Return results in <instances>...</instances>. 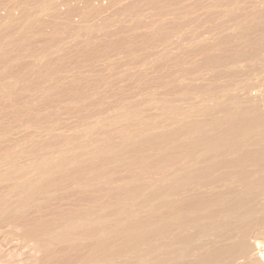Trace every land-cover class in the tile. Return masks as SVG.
<instances>
[{
    "label": "bare ground",
    "instance_id": "1",
    "mask_svg": "<svg viewBox=\"0 0 264 264\" xmlns=\"http://www.w3.org/2000/svg\"><path fill=\"white\" fill-rule=\"evenodd\" d=\"M45 1L0 0V264H264V182L249 169L264 164V11L220 1L206 29L207 12L186 16L213 15L205 0H159L163 16L151 0L173 26L162 34L140 14L150 2L131 16L137 3L92 0L94 25L50 2L65 28L83 21L68 41L148 16L161 30L107 31L117 45L95 51L82 37L74 57L56 20L46 37Z\"/></svg>",
    "mask_w": 264,
    "mask_h": 264
},
{
    "label": "rangeland",
    "instance_id": "2",
    "mask_svg": "<svg viewBox=\"0 0 264 264\" xmlns=\"http://www.w3.org/2000/svg\"><path fill=\"white\" fill-rule=\"evenodd\" d=\"M65 1H66V0H59V2H58V0H57V1L54 0V2H53V0H52V1H49L48 6L51 8V5H52V7L54 6V4H51V3H55V2H57V3L59 4V3H61V2L64 3ZM68 1H69V0H68ZM68 1L65 2V3H68V4L70 3L71 5H68L69 7L66 5V7H68V8L72 11L73 14L70 13L71 11H69L68 8H66L65 10L62 11V10L60 9V7H59L60 10H58V7L56 6V8H54V7H55V6H54V7H53L54 9H52L53 11H51V9L49 10V8H47L48 6L46 7L45 10H46L47 12H49V11H50V12L48 13L49 16H48V14L45 15V16H48V17H46V20H45V18H44V20H45V21L49 20V17H51L50 20H51V19H52V20H51V21L49 20L50 22H47V25L45 24V25L47 26V28H48V29L45 28V31L47 32V30H48V31H51V33L53 32L52 34H50L49 32H47L48 34L46 33V34H47L46 37H47V36L49 37V36L51 35L52 37L50 36L49 38H54L55 40L58 39V38H55V37H56V34H54V33H58V32H56V30L53 29V28H54L53 26H54V25L56 24V22H57L56 25L59 26V28H62V29L64 28V30H67V31H63V32H61V33H64V34L67 33V35H65L64 37H67L66 41H68V40H69V37H70V34L73 32L72 30H74V29H72L71 27L78 25V24H79L78 22H80V25H81V23H83V21H84V23H83V25H84V24L88 21V22L91 23V25H94V24H93L94 22L97 23V22H96V21H97L96 19H99V18L101 17V15H102V16L105 15L104 13H103L104 15L102 14V12H104V11H103V9H102L103 6H101V7H100V10H98V13H97L98 15H99V13L101 14V15H99L100 17L97 15V18H96V15L92 14V15L95 16V18H94V16H93V19H91L92 16H90V15H91V13L94 12V11H93V12H89V11L91 10V9H90V1H92V0H89V2H88V0H82V1H79L80 4H79V2H77V1L74 2L75 0H72V3H73L75 6H76V3H78L77 6H78V8H80V10L78 11L79 14H80V12H83V13H82L83 15L80 14V16H79V14L76 13L77 11H75L76 14H74V12H73L74 10L71 9V8L74 7V5L71 3V0H70L69 2H68ZM113 1H114V4H116V5H113V4H112ZM113 1L111 2V0H110L111 3H109V4H110L109 7H111V10L121 9V8H120L121 6H122V9H123V6H124V8H127V7L132 8L136 3H137V4L135 5L136 8L141 7V6H138V4L141 2L140 0H139V2H138V0H137V2H135L136 0H135V1H134V0H129V1L126 0L127 3L121 2V1H123V0H121V1H120V3L122 4L121 6H120V3H119V0H117L118 2H116V0H113ZM124 1H125V0H124ZM126 1H125V2H126ZM152 1H153V2H156V3L158 2V3H157L158 6L161 5V6H160V7L162 8V12H161V13H160V10H156V9H155L156 7H158V6L156 5V3H154V4H153L154 6H153V5L151 4V3H153V2H151V0H150V1H149V0H147V1L145 0V2H144V0H143L142 3H148V2H150V3H148L146 6H145L144 4H142V3H140V4H142V5L144 6V8H145V10H142V11H141V8H138V9H139V10H138V9H134L135 7H133V10H136V11H132L133 13H132L131 16H134V15L137 13V11H139V12L141 11L140 14H142V16H145V17H146L147 14H149V12H153V11H154L153 8L157 11V12H156V11H155V12H156V13H159V14L164 13L165 9H167V10H168V9H171L170 5L168 6L169 8L167 7V5L170 4L169 1H171V0H167V1H168V4H167V2H165V3H164L165 5H163V3L160 4L159 0H156V1H155V0H152ZM177 1H178V0H177ZM196 1H197V0H196ZM209 1H210V2H209ZM220 1L223 2V1H225V0H219V1L216 0L215 2H214V0H205V2H204V0H202V1L199 0V2H204V3L206 4L207 7H208V6H209V7H213V6H214V8H215V9L213 8L214 10L210 9V12L213 13V15H212V14L210 15L209 10L206 9V8H204L203 10H201V11L203 12V14H202V13L200 14V10L197 8V9H194L195 11L192 9L194 12H193V11H192V12H189V13H187V14H189V15L186 14V16H187V17H188V16L190 17L191 15H193L192 18H193L194 16H198V17H199L200 15H201L200 17H205V16H206V17H209V16H212L211 18L209 17L208 20L206 19V17L203 18V20H201V21L204 22V23L200 22V23H197V24L200 25V26H203V24H204V27H205L206 29H208L207 27H209V26H210V28H211V26H212V28H214V25L216 26V23H217V20L215 19V18H216L215 15H216V14H219V12H217V11H215V10L218 9V8H217V6H218L217 4H218V2H220ZM237 1H239V0H237ZM237 1H236V0H233V1L230 0V2H233V3L236 2L234 5H233V3H230V2L228 3V1H225L224 3L226 4V2H227V4H226V5H223V6H225V7L228 6L229 8H231V7L233 6L232 8H234V7L236 6V4H237V9L234 8V9H236V10H235V11H236L235 13H236L238 16H243V17H244L245 15H247V13L249 14V12H250V11L247 9V11H248L247 13H243L242 15H240V12H241L243 6H244V8H243L244 10H242V11H245L246 8H249V9L252 10V12L250 13V14H251V17H253L252 13H255L256 11H257V12L260 11V10H258V9H262V10L264 11V0H240V1H242V2L239 1L240 4H241V5H242L243 3H244V4H243V6H239V7H241V8H240L241 10L239 11V13H237V12H238L237 10H239V7H238L239 3H237ZM45 2H47V0H46ZM50 2H51V3H50ZM81 2H82V4H81ZM134 2H135V3H134ZM162 2H164V0H162ZM190 2H191V3H190ZM207 2H208V3H207ZM216 2H217V3H216ZM57 3H55V5H56ZM84 3H85V4H84ZM117 3H119V4H118V5H119L118 8L116 7V6H118ZM128 3H132L133 5H132V4L130 5V4H128ZM213 3H214V4H213ZM58 4H57V5H58ZM83 4H84V5H83ZM140 4H139V5H140ZM149 4H151V6L153 7V8L149 7V8H151L152 11H151L150 9H147V10H146V8H148L147 6H149ZM166 4H167V5H166ZM189 4H195V0H193V3H192L191 0H189ZM211 4H213V5H211ZM215 4H216V7H215ZM228 4H229V5H228ZM230 4H231L232 6H231ZM46 5H47V4H46ZM81 5H83V6L81 7ZM85 5H88V6H85ZM129 5H130V6H129ZM70 6H71V7H70ZM72 6H73V7H72ZM112 6H113V7L115 6L114 8H116V9H113ZM126 6H127V7H126ZM137 6H138V7H137ZM143 6H142V9H143ZM162 6H163V7H162ZM230 6H231V7H230ZM245 6H246V7H245ZM248 6H249V7H248ZM84 7H86V8L88 7V10H89V9H90V10L88 11V10H87L86 8H84ZM97 7H99V6H97ZM160 7H159V8H160ZM166 7H167V8H166ZM225 7H224V8H225ZM228 7H227V9H229ZM255 7H256V8H255ZM75 8H76V7H75ZM81 8H82V9L84 8V10H87L88 12L82 10ZM130 8H129V9H130ZM163 8H165V9H163ZM179 8H180V7H179ZM253 8H255V10H254L255 12L253 11ZM257 8H258V9H257ZM98 9H99V8H98ZM127 9H128V8H127ZM157 9H158V8H157ZM234 9H233V10L231 9V10L233 11V13H234ZM43 10H44V9H43ZM45 10H44V12H43L44 14H46V11H45ZM56 10H57V12H59V14L56 12ZM67 10H68V11H67ZM81 10H82V11H81ZM101 10H102V11H101ZM163 10H164V11H163ZM196 10H199V11L196 12ZM207 10H208V11H207ZM60 11H62V12H64V11L66 12V11H67V14L69 13V14H68L69 16H73V17H72L73 21H74L75 17L77 16V14H78V16H79V19H80L81 15H82V17H81L82 19H80V20H83V21H82V22H81V21H78V22H76L77 24H76V23L74 24V23H71V22H70V23L73 24V25H70V26L67 25V27L65 28V26H66V24H67V22H68V21H67L68 19L66 20L67 22L64 21V20L66 19V17H64V15H65L66 13L64 14V13H62V12H60ZM99 11H100V12H99ZM143 11H145V12H144L145 14H146V12H147V14L145 15L144 13H142ZM148 11H149V12H148ZM214 11H215V15H214ZM51 12H53V14H54V13H57V14H54L56 17H54L53 15L50 16V13H51ZM84 12H86V13H85L86 16H90V17H88V18L91 19V21H90V20H87V17L85 18ZM109 12H110V10H109L108 12H105V13H109ZM111 12H112V11H111ZM134 12H135V13H134ZM139 12H138V13H139ZM198 12H199V13H198ZM204 12H207L206 15L204 14ZM245 12H246V11H245ZM257 12H256V14H257ZM260 12H261V11H260ZM33 13H34V12H33ZM43 13H42V11H41V14L39 13L38 15H39V16H40V15L42 16ZM61 13H62V15H63V14H64V15L62 16ZM87 13H88V14H87ZM89 13H90V15H89ZM156 13H152V14H155V15H156ZM180 13H181V12H180ZM180 13H179V15H180ZM208 13H209V14H208ZM51 14H52V13H51ZM67 14H66V16H68ZM70 14H71V15H70ZM95 14H96V12H95ZM128 14H129L128 17H131V16H130V13H128ZM152 14L150 13L149 16L152 15ZM159 14L156 15V17H155V15H152V16H154V18H153V22L155 21L154 19H156L157 16H158V18H160V17L163 16V14H162V16H159ZM176 14L178 15V13H176ZM176 14H175V15H176ZM181 14H183V13H181ZM190 14H191V15H190ZM207 14H208L209 16H207ZM244 14H245V15H244ZM256 14H254V16H255ZM260 14H261V13L258 12V15L261 16V21L259 20L260 17H259L258 15H257L258 17L256 16L257 18L255 17L256 19L253 17V19H255L256 22H262V21L264 22V12H262L261 15H260ZM75 15H76V16H75ZM183 15H184V14H183ZM202 15H203V16H202ZM204 15H205V16H204ZM41 16H40V17H41ZM57 16H59V17H58L59 20H58ZM74 16H75V17H74ZM78 16H77V17H78ZM83 16H84L85 20H84ZM149 16H148V17H149ZM152 16H151V17H152ZM180 16H181V15H180ZM180 16H179V17H180ZM213 16H214L215 18H214ZM217 16H218V15H217ZM40 17H39V19L43 20V16H42V18H40ZM63 17H64L65 19H64ZM98 17H99V18H98ZM148 17H147V18H148ZM175 17H178V16H175ZM61 18H62V20H61ZM67 18H69V17H67ZM143 18H144V17H143ZM147 18H145V19L142 20V21H144L145 23L142 22V21H139V22H140V23H139V26L142 25L143 28H142L141 26H140L141 28H139L138 25H136V30H137V31L135 30V32H136V33H137L138 31H139V33L141 32L140 35L143 37L142 39H140L141 37L139 36V34H137L139 37H137V35H136V38H137V40H138V38H139V39H140L139 41L144 40L145 36H151V37H152V36H154V35H155V36H159V35H162V34H167V33L169 32V29L173 27V26L170 27L171 25H170V26L168 25L169 22H168V24H167L166 21L164 20L165 23L167 24V26H169V27H166L165 23H161V22L158 20V18H157L156 20H157L158 22L155 21L156 24L159 23V22H160V25L162 24L161 26L159 25L160 27H159L158 25H156L157 28L159 27V28L161 29V28H163L164 25H165V27H166L167 29L164 27L163 29H164V32H165V33H163V30H162V29H161V30H162V31H161V30H158L159 28H158V29H157V28H154V29H153L154 31H155V29H157V30H156L155 32H153L154 35H152L153 33L150 32V31H152V28H153V27H152V28H151V27H147V25H148V26L151 25L150 23L152 22V20H151L150 18H148V19H147ZM170 18H171V17H170ZM212 18H213V19H212ZM63 19H64V20H63ZM94 19H95V21H92V20H94ZM146 19H147V23H146ZM214 19H215V20H214ZM257 19H258V20H257ZM262 19H263V20H262ZM54 20H56V21H54ZM60 20H61V21H60ZM70 20H71V19H69V21H70ZM86 20H87V21H86ZM210 20H212L211 23H213V24H214L213 21H215V24H214V25H213V24L211 25V24H210ZM52 21L55 22L54 25H53ZM73 21H72V22H73ZM85 21H86V22H85ZM148 21H149V22L151 21V22L149 23ZM164 21H162V22H164ZM167 21H169V20H167ZM172 21H174V22H173L174 25H177L178 23H181V24H179V25H184V24L186 23L184 20H180V19H179L178 21L172 19ZM175 21H177V22H176L177 24H175ZM227 21H228V20H227ZM58 22H60L61 24H60V23L58 24ZM63 22L66 23V24L64 25ZM74 22H75V21H74ZM98 22H99V20H98ZM141 22H142V23H141ZM246 22H248V21H246ZM137 23H138V22H137ZM170 23H172V22L170 21ZM192 23H194V22H192ZM49 24H51V25H53V26H48ZM126 24H127V23H126ZM126 24H125V25L122 24V27L125 28V29L121 28V26H119V25H113V26L116 27V28H111V27H110V28H107V29H108V30H107L108 32H107V31H106V28H105V29L102 30V31H103V32H102V36H100L101 33H98V32H100V31L96 32L97 34L95 33V35L93 34V37H91V36H90V37H88V36H84V34H85V35H89V31H87V30L85 31L84 29H83V31H82V34L77 35V36H79V38H80L81 35H82V37H85V38L88 37V38H87V40H88V47H86V46H85V47H86L88 50L91 51V49H93V48H94V49H95V48L97 49L98 46H99L98 48H101V47L103 48V47H104V44H107L106 42H107V41L109 40V38H110V37H107V38L105 39V34H106V32H107V34H112L113 32L116 31V29H117V30H119V29L124 30V31H122L123 33L120 34V37H122L123 39H125V38H127V39H135V37H133V36H135L136 33L129 29V26L132 27V23H130V25H129V24L126 25ZM133 24H135V23H133ZM145 24H146V25H145ZM153 25H155V24L153 23ZM153 25H152V26H153ZM38 26L41 27V22L38 24ZM42 26H43V24H42ZM62 26H63V27H62ZM68 26H69V27H68ZM118 26H119V27H118ZM144 26H145V29H144ZM156 26H155V27H156ZM190 26H191V25H190ZM190 26H182V27L185 28V27H190ZM206 26H207V27H206ZM50 27H51L52 30L49 29ZM117 27H118V28H117ZM131 27H130V28H131ZM137 27H138V29H137ZM191 27H192V28H191ZM191 27H190V29H195V28L198 27V26L196 25V26H191ZM68 28H69V29H68ZM70 28L72 29L71 32H70ZM73 28H75V27H73ZM126 28H127V29H126ZM149 28H151L150 31H148ZM202 28H203V27H202ZM202 28H201V29H202ZM210 28H209V29H210ZM46 29H47V30H46ZM109 29H110V30H109ZM113 29H114V30H113ZM139 29H140L141 31H140ZM165 29H166L168 32L165 31ZM53 30H55V31H53ZM58 30H59V29H58ZM104 30H105V32H104ZM125 30H126V31H125ZM127 30H128V31H127ZM142 30H143V32H144V30H145V32H144L145 36L142 35V33H143ZM146 30H147L148 32H146ZM68 31H69V33H68ZM109 31H110V32L113 31V32L110 33ZM131 31L133 32V34H132ZM157 31H161L162 34H161L160 32H158V34H157ZM166 32H167V33H166ZM80 33H81V32H80ZM83 33H84V34H83ZM103 33H104V36H103ZM128 33H129V34H128ZM130 33H131V34H130ZM146 33H147V34H146ZM151 33H152V34H151ZM159 33H160V34H159ZM64 34H62V36H60V37L62 38ZM107 34H106V35H107ZM123 34H124V35H123ZM53 35H55V37H54ZM68 35H69V37H68ZM98 35H99V36H98ZM121 35H123L124 37L121 36ZM127 35H128V36H127ZM130 35H132V36H130ZM58 36H59V34H57V37H58ZM77 36H76V37H77ZM96 36H98L99 38H98V37H97V38L99 39V41H102V42H99L98 39L96 38V43L94 44V42H93L94 40H92V39H94ZM71 37H72V34H71ZM82 37H81V39L84 41L85 38L83 39ZM101 37H102V38L104 37V38H103V39H100ZM112 37H113V36L111 35V38H112ZM115 37H116V38H115ZM115 37H114V38L116 39V42H115V39H114V38H113V39H114L113 41H112V39H111L110 41H108V42H110V43H111V41L113 42L114 45L111 43L112 46H115V44H116V43L119 41V39H120V37H119V39H118V36H115ZM128 37H129V38H128ZM131 37H132V38H131ZM207 37H208V35H207ZM79 38H78V39H79ZM91 38H92V39H91ZM122 38H121V39H122ZM211 38H212V36H211ZM54 39H53L52 41H55ZM70 39H71V38H70ZM75 39H76V38H75ZM75 39H73V40L75 41ZM104 39H105V40H104ZM209 39H210V37H209ZM73 40H71V41H73ZM76 40H77V39H76ZM82 40H81V42H80V39H79V40H77L78 42L75 41V42L72 43V44H69L71 41L66 42L68 45H70V47H69L68 45H65V46H68V50H67V51H69V53H70V50L73 51L74 49H75V50L77 49V51L74 53V54H76V53H77V54H76V56H74V57H77V56H79V55L81 56L82 54H84V52H87V51H88V50H87V51H83V50L86 49V48L84 47V45H87V44H86L87 40L84 42L85 44L83 43ZM117 40H118V41H117ZM56 41H57V40H56ZM97 41L99 42V45L97 44V43H98ZM103 41H106V42L104 43ZM90 42H91V43L93 42V43L91 44ZM77 43H78L79 45H78ZM82 43H83V44H82ZM102 43H103V44H102ZM74 44H76V46H74ZM80 44H82L83 47H84L85 49H84L83 47H81L82 45L80 46ZM89 45H91L92 48L89 47ZM93 45H94V47H93ZM95 45H97V47H95ZM116 45H117V44H116ZM73 46H74V47H73ZM79 46L81 47V49H79V48H80ZM72 47H73V48H72ZM75 47H76V48H75ZM65 48L67 49V47H65ZM69 49H70V50H69ZM82 49H83V50H82ZM94 49H93V51H95ZM78 50H80V51L78 52ZM81 51H82V52H81ZM93 51H92V52H93ZM96 51H97V50H96ZM73 52H74V51H73ZM88 52H89V51H88ZM71 53H72V52H71ZM78 53H79V54H78ZM72 55H73V53L71 54V56H72ZM69 56H70V55H69ZM72 57H73V56H72ZM195 59H197V58H195ZM195 59H194V60H195ZM22 60H23V62H22ZM26 60H27V58H25V59H21V61H19V62H20V63H21V62L24 63ZM195 61H196V60H195ZM197 62L199 63V62H201V60H199V58H198V59H197ZM22 63H21V64H22ZM17 64H18V63H17ZM14 68H18V67L15 66ZM14 68H13V69H14ZM263 163H264V162H263ZM261 167H262L263 170H264V164L261 165V166H259V167L257 166V167H255V168L252 167V168H249V169H251V170L253 169V170H254L253 172L256 173L255 175L253 174V176H254L253 178L256 177V178H255V181H256L257 179H258V180L260 179V181L257 180V182L263 183V182H264V181H263V180H264V171H260V169H262ZM256 170H257V171H256ZM259 173H260V174H259ZM262 175H263V178H261ZM257 176H258V177H257ZM262 179H263V180H262ZM260 205H262V208H263V211H264V198H262V202L260 203ZM260 205H259L258 201L253 203V207H254L255 209H260V208H261ZM254 219H255V220H254ZM254 219L252 220V221H253V225L256 227V229H255V227H254V229H255V231L258 233V236L260 237V239H261L262 241H264V233H263V234H262V232L260 233V231H261V226L258 225V222H257V220H256V219H257V216H256V218H254ZM256 223H257V225H256ZM257 226L260 228V230H259V228H258ZM259 234H261V235H259Z\"/></svg>",
    "mask_w": 264,
    "mask_h": 264
}]
</instances>
